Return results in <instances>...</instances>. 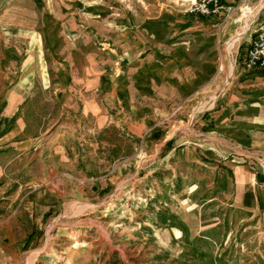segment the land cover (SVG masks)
Instances as JSON below:
<instances>
[{"label":"rangeland","instance_id":"1","mask_svg":"<svg viewBox=\"0 0 264 264\" xmlns=\"http://www.w3.org/2000/svg\"><path fill=\"white\" fill-rule=\"evenodd\" d=\"M262 1L0 0V264H264L205 121Z\"/></svg>","mask_w":264,"mask_h":264},{"label":"crops","instance_id":"2","mask_svg":"<svg viewBox=\"0 0 264 264\" xmlns=\"http://www.w3.org/2000/svg\"><path fill=\"white\" fill-rule=\"evenodd\" d=\"M236 1L239 3V0H222L226 6H232L231 3ZM261 9L262 5L257 10L258 14ZM261 22H264V11ZM244 38L242 54L237 59L239 62L235 65L231 83L234 88L229 89L220 105L205 118V121L216 122L214 132L220 133V139H215L214 144L220 143L221 147L217 149L213 145L206 149L225 160L221 184L213 186L221 200L230 201L238 214L243 211L254 214L258 210L264 211V68H245L251 36ZM196 217L208 220L211 215L200 210ZM217 221L211 224H218ZM0 251L2 255L3 251Z\"/></svg>","mask_w":264,"mask_h":264},{"label":"built area","instance_id":"3","mask_svg":"<svg viewBox=\"0 0 264 264\" xmlns=\"http://www.w3.org/2000/svg\"><path fill=\"white\" fill-rule=\"evenodd\" d=\"M250 1L239 0L238 8L249 11ZM191 2V11L204 16H224L228 18L234 11L233 6H226L222 0H191ZM244 65L248 70L264 68V22H261L251 35ZM262 174L264 181V168Z\"/></svg>","mask_w":264,"mask_h":264},{"label":"bare ground","instance_id":"4","mask_svg":"<svg viewBox=\"0 0 264 264\" xmlns=\"http://www.w3.org/2000/svg\"><path fill=\"white\" fill-rule=\"evenodd\" d=\"M264 2V1H263ZM262 2V5L264 6V3ZM237 39V37L236 38H233L231 41H229L228 42V45L230 46L231 44H232V42H234V40H236ZM229 57H230V55H229ZM224 62V61H223ZM230 66L232 67L233 66V61L232 60H230ZM222 66V68H223V64L221 65ZM224 71V70H223Z\"/></svg>","mask_w":264,"mask_h":264}]
</instances>
